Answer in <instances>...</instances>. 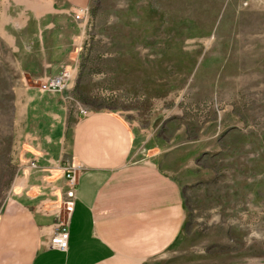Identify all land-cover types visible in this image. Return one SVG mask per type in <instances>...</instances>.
Masks as SVG:
<instances>
[{"label": "rangeland", "instance_id": "374dc122", "mask_svg": "<svg viewBox=\"0 0 264 264\" xmlns=\"http://www.w3.org/2000/svg\"><path fill=\"white\" fill-rule=\"evenodd\" d=\"M29 1L0 0V211L27 183L62 198L77 114L108 112L183 195L182 232L148 264H264V0H92L55 56L32 47Z\"/></svg>", "mask_w": 264, "mask_h": 264}, {"label": "crops", "instance_id": "0c3cea01", "mask_svg": "<svg viewBox=\"0 0 264 264\" xmlns=\"http://www.w3.org/2000/svg\"><path fill=\"white\" fill-rule=\"evenodd\" d=\"M31 2L32 13L39 17L26 24L39 31L32 47L48 56L71 51L72 40L81 35V25L71 14L88 12L92 0ZM43 32L52 33V43ZM18 52L28 54L24 48ZM134 146V132L118 116L103 111L77 114L69 155L82 170L67 250L49 248L56 221L35 213L40 199L34 187L23 197L27 183L0 211V264H148L166 251L182 232L183 195L151 158L135 157Z\"/></svg>", "mask_w": 264, "mask_h": 264}, {"label": "built area", "instance_id": "2783aa9c", "mask_svg": "<svg viewBox=\"0 0 264 264\" xmlns=\"http://www.w3.org/2000/svg\"><path fill=\"white\" fill-rule=\"evenodd\" d=\"M87 13L88 12L86 11H79L77 15L79 18L84 19L87 16ZM68 79V74L54 78L49 82L42 83L41 90L47 92L62 91ZM79 113L84 116L88 114V112L83 109H81ZM81 170L82 165L78 162L72 161L69 165H67L63 172L64 186L61 190L62 198H58L56 202H40L35 208V213L44 217H52L56 221L53 235L49 240V248L51 249L65 252L68 248L69 217L73 211L74 200L76 199L78 176Z\"/></svg>", "mask_w": 264, "mask_h": 264}]
</instances>
